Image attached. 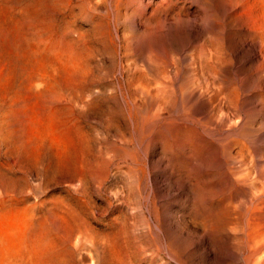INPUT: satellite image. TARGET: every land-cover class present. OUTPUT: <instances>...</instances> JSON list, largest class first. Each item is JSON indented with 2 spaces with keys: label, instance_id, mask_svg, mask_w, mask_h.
<instances>
[{
  "label": "rangeland",
  "instance_id": "1",
  "mask_svg": "<svg viewBox=\"0 0 264 264\" xmlns=\"http://www.w3.org/2000/svg\"><path fill=\"white\" fill-rule=\"evenodd\" d=\"M261 108L264 0H0V264H249Z\"/></svg>",
  "mask_w": 264,
  "mask_h": 264
},
{
  "label": "bare ground",
  "instance_id": "2",
  "mask_svg": "<svg viewBox=\"0 0 264 264\" xmlns=\"http://www.w3.org/2000/svg\"><path fill=\"white\" fill-rule=\"evenodd\" d=\"M86 9H84L85 11ZM37 37V36H36ZM40 37V36H39ZM31 41V39H30ZM45 41V40H44ZM32 42V41H31ZM34 43V42H33ZM37 43L39 44L40 41H37ZM32 44V43H31ZM35 44V43H34ZM53 44V43H52ZM51 44V47H53V45ZM70 44V43H69ZM42 45V43H41ZM49 45V44H48ZM33 46V44H32ZM35 46V45H34ZM38 47V45H37ZM43 47V45H42ZM47 47V46H46ZM49 47V46H48ZM54 48V47H53ZM35 49V48H34ZM39 49V48H38ZM45 49V48H44ZM50 49V48H48ZM46 51V50H45ZM61 52V51H60ZM59 52V53H60ZM78 84V83H77ZM76 84V85H77ZM81 86V85H80ZM79 86V87H80ZM78 87V86H76ZM86 87V86H85ZM82 89V87L80 88ZM79 89V90H80ZM84 89V88H83ZM82 89V90H83ZM105 96V95H104ZM80 97V96H78ZM67 97H65L66 99ZM83 98V97H82ZM96 98V97H95ZM69 99V98H68ZM80 102V101H79ZM260 114L261 116L263 117V120H264V108H261L260 110ZM254 113V112H253ZM256 114V113H255ZM259 114V115H260ZM258 116V115H257ZM249 117V116H248ZM252 117V116H251ZM260 119V118H259ZM154 120L155 118L154 117H148L146 116V126L154 123ZM258 120V119H257ZM262 120V121H263ZM254 121V120H253ZM261 123V122H260ZM259 123V124H260ZM263 123V122H262ZM256 124V122H255ZM264 124V123H263ZM262 125V124H261ZM260 125V126H261ZM253 122L252 121H249L244 123V125L241 127V133L238 132V135L241 134L243 137L247 136L249 137L252 133H253ZM263 126V125H262ZM154 129V128H153ZM153 129L151 132H153ZM254 131H256V129L254 128ZM145 136H147V134L143 133ZM151 134V133H149ZM143 135V136H144ZM149 136V135H148ZM145 138V137H144ZM150 139V138H149ZM146 140V139H144ZM128 142V141H127ZM144 142V141H143ZM150 142V140H149ZM143 144V143H142ZM142 146V145H141ZM148 148V146H147ZM141 149V148H140ZM227 153V152H226ZM227 157V161L226 163H231L232 164V161L229 160L228 156ZM135 160V159H134ZM131 161V160H130ZM109 163V162H108ZM107 163V165H108ZM134 166V165H133ZM233 168V167H232ZM232 174H234V171L231 169L230 171V177H229V180H230V186L233 187L235 186L236 184L237 185H250V191L248 192V201L247 202H244L242 204H238V205H232V203L230 202L229 204H226L225 206H223V204H220V205H217V210H216V213H215V216L212 215V217L210 218V221H213L215 222L216 224L214 225V232L217 233V234H224V235H227L226 233H229V234H232L234 236H236L237 234L235 233V231L237 233H239V235L242 237L244 236V233L246 234L245 236L247 237L248 239V243H247V260H248V263L249 264H253L254 262V257L255 255L258 253L259 251V247L257 246V244L255 243V240L258 238L257 236H255L253 233H252V227H251V224H252V221L254 216L256 215V212H260V210H262V206H264V197L262 199H260V196H264V191L263 192H260L258 193V189L257 187L255 186V182H256V179L250 177L249 175H242V176H239L237 178H234L232 176ZM241 185V186H242ZM196 189H200V185L199 183H195V186H194ZM135 191H136V188H135ZM207 192V191H206ZM211 193V192H210ZM261 194V195H260ZM140 196V195H139ZM259 197V198H258ZM209 198V197H208ZM258 199L259 201L261 200V203L258 202ZM42 200V199H41ZM263 201V202H262ZM40 202V201H39ZM45 203V202H44ZM142 203V202H141ZM208 204V203H207ZM39 207H41V205H38ZM44 206V205H43ZM144 206V205H143ZM209 206V205H208ZM141 208V207H140ZM141 212V211H140ZM146 214V213H145ZM207 218V217H206ZM146 219V218H145ZM149 219V218H148ZM141 221V220H140ZM147 222V221H146ZM140 223V222H138ZM145 223V222H144ZM149 223V222H148ZM151 223V222H150ZM142 224V223H141ZM144 225V224H143ZM148 225V224H146ZM150 225V224H149ZM148 225V226H149ZM152 226V224H151ZM140 227V226H139ZM138 228V227H137ZM143 228V227H142ZM147 228V227H146ZM245 228H246V231H245ZM263 229V228H262ZM136 230V229H135ZM140 230V229H139ZM148 230L149 227H148ZM152 230V229H151ZM245 231V232H244ZM139 235V233H138ZM150 235V234H149ZM211 235V234H210ZM150 237V236H149ZM152 237V236H151ZM260 240V239H259ZM257 240L259 243L260 241ZM263 240V238H262ZM256 241V242H257ZM137 243V242H136ZM154 243V242H153ZM263 244V243H262ZM259 245V244H258ZM168 246V245H167ZM261 246V245H259ZM169 247V246H168ZM167 248V247H166ZM174 250V249H173ZM170 252V249L169 251ZM261 252V251H260ZM262 253V252H261ZM258 256V255H257ZM159 257V256H158ZM246 258V257H245ZM257 258V257H256ZM261 258V257H260ZM158 260V259H157ZM163 260V259H162ZM262 261V258L260 259ZM260 261V262H261ZM262 264V262H261Z\"/></svg>",
  "mask_w": 264,
  "mask_h": 264
}]
</instances>
